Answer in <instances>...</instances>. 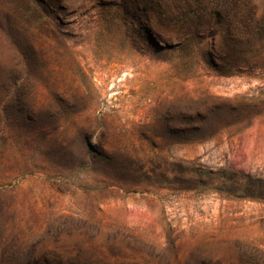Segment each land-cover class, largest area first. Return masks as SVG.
Instances as JSON below:
<instances>
[{
  "label": "rangeland",
  "instance_id": "rangeland-1",
  "mask_svg": "<svg viewBox=\"0 0 264 264\" xmlns=\"http://www.w3.org/2000/svg\"><path fill=\"white\" fill-rule=\"evenodd\" d=\"M31 5L0 28V264H264V49L157 0Z\"/></svg>",
  "mask_w": 264,
  "mask_h": 264
},
{
  "label": "trees",
  "instance_id": "trees-1",
  "mask_svg": "<svg viewBox=\"0 0 264 264\" xmlns=\"http://www.w3.org/2000/svg\"><path fill=\"white\" fill-rule=\"evenodd\" d=\"M161 15L173 26L180 22L187 23L189 17H198L202 12H208L210 17L221 19L225 15L233 22L236 34L231 43L235 48L245 47L256 53L264 49V15L258 7L257 0H157ZM3 8L0 28L10 44L18 41L22 29V17L26 12H36L37 7L31 5V0H9L1 2ZM151 10H153L151 8ZM200 13V14H199ZM182 19L178 20L177 18ZM187 20V21H186ZM25 23V21H23ZM186 27V25H185ZM184 27V28H185ZM183 28V29H184ZM185 38L179 44L181 59H189L193 48V39L200 37L199 33H185ZM226 109L227 106L225 107Z\"/></svg>",
  "mask_w": 264,
  "mask_h": 264
}]
</instances>
